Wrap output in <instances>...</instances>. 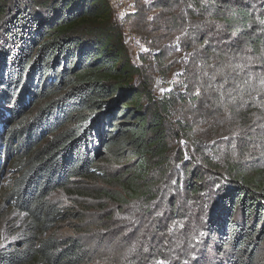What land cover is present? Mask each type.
Here are the masks:
<instances>
[{"label": "trees", "instance_id": "1", "mask_svg": "<svg viewBox=\"0 0 264 264\" xmlns=\"http://www.w3.org/2000/svg\"><path fill=\"white\" fill-rule=\"evenodd\" d=\"M146 13L127 15L152 50L133 57L108 0H0V156L26 219L0 264H93L83 240L43 236L50 194L86 180L123 213L103 217L126 241L114 264H264V168L244 145L264 137V0Z\"/></svg>", "mask_w": 264, "mask_h": 264}, {"label": "rangeland", "instance_id": "2", "mask_svg": "<svg viewBox=\"0 0 264 264\" xmlns=\"http://www.w3.org/2000/svg\"><path fill=\"white\" fill-rule=\"evenodd\" d=\"M163 0H120L117 7L122 3L120 10L113 9L119 21H122L125 30V36L129 34L136 36L137 41L134 44L127 43L128 50L131 56L135 57L138 53L152 51L143 42V38L135 30L131 28V23L126 22L127 15L135 12L136 9H141L147 12L148 18H152L159 12V5ZM128 42V41H127ZM183 53H177L173 58L174 63L180 62L183 58ZM179 65H174L169 73L166 84L176 81V75L181 72ZM165 83H158L160 89L166 86ZM159 89V90H160ZM258 125V122H254ZM246 138V137H245ZM254 140L246 141L247 146L254 157L260 163L261 168H264V137L253 136ZM244 162H250V159H243ZM16 172L11 168L10 160H5L3 155L0 156V248H7L12 245L19 246L25 238L26 219L23 214H20L14 206L13 200L9 199L12 189V182L18 177ZM70 190H56L49 196L50 203L56 205L61 211V217L54 222L50 232L43 236H53L59 240L66 239H81L82 242L92 250L93 264H114L122 253L112 250L117 249V242L125 239L122 238L123 233L119 234L114 230L115 227H107L110 223L103 219L104 216H123V213H118L116 207L109 197L114 195L115 191L106 187L99 181H77L72 185ZM71 191V192H70ZM69 192V193H68ZM112 212H115L113 214ZM111 213V214H110ZM130 213V212H129ZM110 214V215H109ZM126 214V213H125ZM129 215L128 213L126 214ZM98 216V217H94ZM117 226L116 228H120ZM120 230L123 231L121 228ZM115 232V233H114ZM107 233H109L107 235ZM127 233L124 229V234ZM114 234H119L114 236ZM127 235V234H126ZM264 255V251L260 253Z\"/></svg>", "mask_w": 264, "mask_h": 264}, {"label": "built area", "instance_id": "3", "mask_svg": "<svg viewBox=\"0 0 264 264\" xmlns=\"http://www.w3.org/2000/svg\"><path fill=\"white\" fill-rule=\"evenodd\" d=\"M119 2H120V0H108V3H109V5H110V7L112 9H119L120 10V7H121L122 3L120 4L119 7H117ZM127 41H128L129 44H134L137 41V38H136L135 35L129 34L128 38H127Z\"/></svg>", "mask_w": 264, "mask_h": 264}]
</instances>
